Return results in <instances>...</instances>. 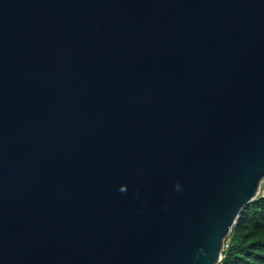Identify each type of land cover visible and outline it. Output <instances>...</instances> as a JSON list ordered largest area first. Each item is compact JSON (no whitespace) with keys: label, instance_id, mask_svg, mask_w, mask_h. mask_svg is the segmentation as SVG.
I'll list each match as a JSON object with an SVG mask.
<instances>
[{"label":"water","instance_id":"95a60500","mask_svg":"<svg viewBox=\"0 0 264 264\" xmlns=\"http://www.w3.org/2000/svg\"><path fill=\"white\" fill-rule=\"evenodd\" d=\"M264 180V0H0V264H219Z\"/></svg>","mask_w":264,"mask_h":264},{"label":"trees","instance_id":"16d2710c","mask_svg":"<svg viewBox=\"0 0 264 264\" xmlns=\"http://www.w3.org/2000/svg\"><path fill=\"white\" fill-rule=\"evenodd\" d=\"M219 264H264V192L244 207L225 239Z\"/></svg>","mask_w":264,"mask_h":264},{"label":"rangeland","instance_id":"374dc122","mask_svg":"<svg viewBox=\"0 0 264 264\" xmlns=\"http://www.w3.org/2000/svg\"><path fill=\"white\" fill-rule=\"evenodd\" d=\"M263 181H264V180H263ZM260 190H261V191H259V192H264V188H263V189H262V188H260Z\"/></svg>","mask_w":264,"mask_h":264}]
</instances>
